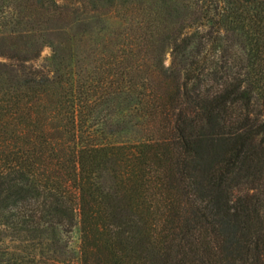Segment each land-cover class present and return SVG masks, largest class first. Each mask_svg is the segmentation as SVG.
<instances>
[{
	"label": "trees",
	"instance_id": "16d2710c",
	"mask_svg": "<svg viewBox=\"0 0 264 264\" xmlns=\"http://www.w3.org/2000/svg\"><path fill=\"white\" fill-rule=\"evenodd\" d=\"M66 1L0 0V228L78 218L67 264H264V0ZM2 232L0 264L63 256Z\"/></svg>",
	"mask_w": 264,
	"mask_h": 264
},
{
	"label": "rangeland",
	"instance_id": "374dc122",
	"mask_svg": "<svg viewBox=\"0 0 264 264\" xmlns=\"http://www.w3.org/2000/svg\"><path fill=\"white\" fill-rule=\"evenodd\" d=\"M62 1L67 2L66 0ZM75 2L76 0H74L73 2V8L79 5V3ZM206 32V29H202L199 31V33L202 35H204V33ZM163 51L164 53L162 56V62L164 69L167 70L169 69L172 61L170 47H164ZM51 57V48L48 47V45L42 46V49L33 65H35L36 69L41 68L47 72V70L50 69ZM231 66H233L232 62ZM180 76L182 75L180 74ZM115 120L116 117L114 116L111 121L114 122ZM130 134L131 133H128L127 137H131L129 136ZM111 138L113 140L117 139L116 136H112ZM71 224V226L59 225L55 226L53 229L49 228L47 230L39 229L32 233L25 232L22 228L18 229L16 226H14L13 228L10 226L6 228V226H4L0 228L1 230H3L1 245L10 250L11 253H14V256H17L18 259L27 258V260L41 256H46L49 258H51V256H57L55 252L54 254L51 253L53 247L57 246L55 247L57 248L56 251L63 253V256L59 257V261L51 260L52 263L67 264L69 256H71V254L74 255L75 253V250L79 244L80 235L78 218H75Z\"/></svg>",
	"mask_w": 264,
	"mask_h": 264
}]
</instances>
